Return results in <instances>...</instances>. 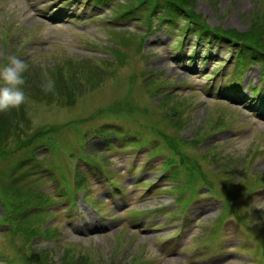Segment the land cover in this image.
I'll use <instances>...</instances> for the list:
<instances>
[{
  "label": "rangeland",
  "instance_id": "obj_1",
  "mask_svg": "<svg viewBox=\"0 0 264 264\" xmlns=\"http://www.w3.org/2000/svg\"><path fill=\"white\" fill-rule=\"evenodd\" d=\"M65 1L0 0V67L13 55L29 66L24 73L26 103L11 109L8 116L0 115V124L13 122L6 141L14 153L0 157V175L14 183V165L31 171L14 170L18 176L14 193L25 196V201L0 186V264H24L18 253L21 243L24 251L31 245L47 250L55 264H80L81 259L83 264H208L202 262L203 252L193 248L207 247L208 224L219 215L223 199L234 208L230 215L240 213L241 217L220 220L223 228L217 242L228 248L209 250L219 256L209 264L256 261L247 257L256 250L255 236L264 259V226H252L253 215L249 214L253 199H264V120L251 115L249 107L224 105L223 99L209 96L208 88L200 87L205 75L191 73L189 59L181 65L173 59L177 52L170 45L175 38L165 29L150 33L142 45L145 24L136 19L125 20L122 27L107 23L113 14L109 7L93 11L95 15L87 16L91 20L78 25L46 17L56 10H69L72 3L62 6ZM196 11L212 26L247 32L264 18V0H196ZM127 39L131 42L126 44ZM114 49L120 53L111 52ZM220 54L227 60L226 49ZM248 74L245 81H254L261 75L260 64L253 65ZM46 78H74L75 96L71 101H41L37 93ZM68 86L69 82L59 81L61 98ZM78 126L86 132L83 140ZM136 127L153 133L144 135ZM98 128L109 133L100 134ZM114 129H129L131 137L127 134L129 138L119 140L134 143L120 142L122 146L106 151V138L117 142ZM134 130L150 144L133 141ZM27 141L34 143L23 148ZM161 142L166 147L158 152ZM70 152L107 161L112 177L126 188L130 204H124L121 195L117 201L107 200L106 178L99 182L95 174H88L89 167L79 155H73V162L69 159ZM168 157L175 165V176L162 171ZM76 173L84 180L82 189L75 186ZM185 180L193 187L190 192L205 191L193 204L200 212L187 209L196 223L190 222V215L189 223L183 225L187 239L181 250L190 257L178 252L160 254L148 239L155 231L145 229L169 218L177 208L176 196H183L181 203L188 204L190 192L181 194ZM208 185L221 198L210 194ZM73 191H77L73 195L77 204L68 207L67 194ZM42 194L44 213L37 209V195ZM80 195L99 203L102 215L116 219L103 223ZM140 210L147 215L137 220L132 213ZM159 210L162 213H156ZM254 215L260 212L254 210ZM176 221L171 219L156 233L162 232L161 237L174 233ZM31 223L53 236L32 238L28 244L30 238L21 233Z\"/></svg>",
  "mask_w": 264,
  "mask_h": 264
},
{
  "label": "trees",
  "instance_id": "obj_2",
  "mask_svg": "<svg viewBox=\"0 0 264 264\" xmlns=\"http://www.w3.org/2000/svg\"><path fill=\"white\" fill-rule=\"evenodd\" d=\"M171 5H173L175 8L173 9H177V10H182L184 11L185 5L187 4V12L186 13H192V9L194 8V2L195 0H169ZM225 36L229 37V38H234L235 41H238V43L242 44V49L246 48L249 50H252L253 47V52H252V56H260L261 59H263V53H264V18L261 20H257L256 24L254 27H251V30L247 31V32H239L237 30H225L223 33ZM256 49H261L260 54H258ZM59 81L61 83H63V85L67 82H69V86L66 88V90H63L62 94V98L61 96H59L57 93L58 91H60L61 89L58 87L59 85ZM75 81L74 78H69V81H65L62 78H57L55 80V92L54 93H45L43 90L39 91V89H36L37 91H39L38 94V98L41 100H68L71 101V99L75 96L74 95V88H73V82ZM94 84L91 83V86H93ZM40 89H42V87H40ZM5 115L8 116L11 114V111L9 112H1L0 115ZM12 123L9 124H0V156L4 155L7 153L8 151V147H7V139L10 137V130L12 127ZM16 169V167H13L11 171H14ZM0 179H3V177L0 175ZM1 184H3L0 180V186ZM7 185V184H6ZM16 183H11L7 185L6 189L5 187H2V189L7 192L10 195L22 198L23 201H25V196L21 195L20 193H14L13 188H15ZM1 191V190H0ZM3 194V193H2ZM5 196V195H4ZM44 198L42 196L38 197L37 200V206L40 208L42 205V203L44 202ZM33 223H31L29 226L24 227L22 229V233L21 235L25 234V236H27L28 238H30L28 240V244L30 243L31 239L34 236L37 235H43V236H48V237H52L53 233L51 232H44L41 231L37 228H35L34 226H32ZM13 227V226H12ZM25 245V244H24ZM18 253L20 254L21 260L23 262H25V264H54V259L52 256H50L49 252H47V250H43L39 247H35L33 245L30 246V248H27V251H24L23 249V243L18 244ZM69 251V250H68ZM82 261V259H81ZM80 261V264H83ZM66 264H71V262H68ZM74 264V263H72Z\"/></svg>",
  "mask_w": 264,
  "mask_h": 264
},
{
  "label": "clouds",
  "instance_id": "obj_3",
  "mask_svg": "<svg viewBox=\"0 0 264 264\" xmlns=\"http://www.w3.org/2000/svg\"><path fill=\"white\" fill-rule=\"evenodd\" d=\"M28 64L17 56H9L8 62L0 67V112H6L13 108H19L27 101L23 90L25 85L24 73L28 70ZM45 93L55 92V81L46 78L41 85ZM254 210L260 212L259 216L254 215ZM250 215H253L252 226H264V199H253L250 204Z\"/></svg>",
  "mask_w": 264,
  "mask_h": 264
},
{
  "label": "bare ground",
  "instance_id": "obj_4",
  "mask_svg": "<svg viewBox=\"0 0 264 264\" xmlns=\"http://www.w3.org/2000/svg\"><path fill=\"white\" fill-rule=\"evenodd\" d=\"M170 261H171V262H173V263L175 262V260H174V259H170Z\"/></svg>",
  "mask_w": 264,
  "mask_h": 264
}]
</instances>
